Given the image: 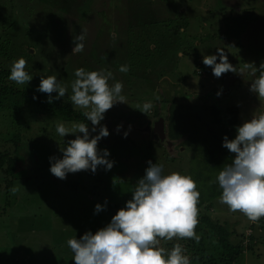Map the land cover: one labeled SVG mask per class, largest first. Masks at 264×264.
I'll return each instance as SVG.
<instances>
[{
    "label": "rangeland",
    "instance_id": "obj_1",
    "mask_svg": "<svg viewBox=\"0 0 264 264\" xmlns=\"http://www.w3.org/2000/svg\"><path fill=\"white\" fill-rule=\"evenodd\" d=\"M142 2L0 0V10L11 25L6 44L15 55L5 65L10 67L14 59L23 57L27 61L25 70L32 76L28 84L18 87L48 99V94L36 89L41 75H54L68 86L65 97L56 101L83 112L70 101L75 70L83 67L86 71H110L113 79L109 85L122 82L121 95L125 97V103L114 104L100 122L109 135L98 141V150H108L107 159L114 162L110 170L98 166L95 173H68L63 180L49 171V158H62L60 149L75 139L74 134L60 137L57 123L68 128L86 123L91 129V121L84 116L64 123L60 116L48 117L46 110L39 109L40 119L52 128L49 134L31 141L22 137L15 145L12 141L16 137L2 143L0 136V150L7 148L11 155L17 151L10 190L4 189L5 176L0 169V264H74L67 240L107 225L112 217L109 205L125 206L148 161L163 165L165 175L175 171L196 181L200 214L213 216L221 224L227 222L226 227H233L234 236L245 243L253 235L252 248L244 250L233 264H264V218L254 223L219 203L221 194L209 198L216 190L222 192L218 183L210 181H215L235 156L222 147L223 137L234 139L236 132L231 125L230 129L222 126L223 120L216 125L220 107H238V126L251 114L264 110V100L249 91L250 82L259 73L244 69L245 63L258 68L264 62V0H168L166 10L156 0ZM83 5L88 9H82ZM84 30V50L72 53L73 39ZM135 39L142 41L136 50L130 45ZM144 46L149 49H142ZM217 48L225 51L238 73L228 72L217 78L211 67L203 64L205 55H217L219 63ZM150 49L161 55L152 56ZM152 57L160 59L164 76L153 71H159L157 67L150 70L157 63L150 65ZM121 65L129 66V71L120 72ZM157 93L171 100L168 108L158 103ZM9 101L2 113L12 115L17 123L12 126L0 117V130L14 131L24 126L26 112L35 107L21 106L19 96ZM145 102H151L155 115L151 110L140 112ZM213 104L218 105L217 111ZM159 116H163L164 135H150L146 122ZM117 125L121 126L119 131ZM96 128L98 132L99 126ZM124 132H128L127 137ZM215 135H223L220 142ZM27 137L35 138L36 134L28 133ZM98 203L104 208L94 214ZM171 242L161 241V245L171 248ZM186 242L179 243L186 249Z\"/></svg>",
    "mask_w": 264,
    "mask_h": 264
},
{
    "label": "clouds",
    "instance_id": "obj_2",
    "mask_svg": "<svg viewBox=\"0 0 264 264\" xmlns=\"http://www.w3.org/2000/svg\"><path fill=\"white\" fill-rule=\"evenodd\" d=\"M85 36L86 30L73 39L72 53L84 50ZM217 53L219 63L217 55H205L202 60L204 65L211 67L215 77L228 72L238 73L223 49L217 48ZM26 66L27 61L23 57L14 59L8 79L17 85L28 84L32 76L25 70ZM244 69H251L254 75L259 73L250 82L249 91L259 100H264V62L258 68L254 63H245ZM119 71L127 73L129 66L121 65ZM74 75L70 101L84 110V117L91 121L93 127L89 129L86 123H76L68 128L57 123L56 132L60 137L75 135V139L68 140L60 149L62 158H49L50 173L61 180L68 173L86 170L95 173L98 166H104L105 170L113 167L114 162L107 159L108 150H98V141L109 135L107 127L100 122L114 104L125 103V97L121 95L123 83L117 81L109 85V80L113 79L110 71H86L81 67L75 70ZM36 91L48 94L47 103L51 104L53 100L65 97L68 86L61 84L54 75H41ZM52 93L57 95L53 97ZM151 108V102H145L140 112L145 114ZM96 126H99L98 132ZM120 127L117 125V131ZM235 132L234 139L225 135L222 142V147L235 156L210 184L218 183L222 190L219 203L227 205L230 212H240L255 223L264 218V110L251 114V118L237 126ZM127 135L128 132H124V136ZM147 163L144 176L134 185L131 199L117 210L107 225L95 233L86 231L79 239L67 240L74 264H191L185 254L186 249L180 243L166 248L161 241L199 240L195 232L200 198L196 181L190 175L175 171L165 175L163 165L152 161ZM103 208V205L96 204L94 214Z\"/></svg>",
    "mask_w": 264,
    "mask_h": 264
},
{
    "label": "trees",
    "instance_id": "obj_3",
    "mask_svg": "<svg viewBox=\"0 0 264 264\" xmlns=\"http://www.w3.org/2000/svg\"><path fill=\"white\" fill-rule=\"evenodd\" d=\"M136 1L135 4H139L142 2V0H134ZM151 2V0H149ZM159 2L162 5L163 9H167L165 5H167V1L164 0H156V2ZM87 2V1H86ZM143 3V2H142ZM152 3H155L154 0ZM232 5V4H230ZM234 5H232L233 8ZM236 6V5H235ZM88 9L87 5H83L82 9ZM231 8V7H230ZM182 14V13H181ZM8 17L6 14H4L0 10V117L2 119L9 121L10 125L15 126L16 118H14L12 115H6L2 113V111H5L9 105H10V99L16 98L19 96L20 100L22 101L21 106H27V107H35L34 111L26 112L27 119L24 121V126H21L18 128V130L11 131L10 129H6L1 127L0 130V136L3 138V142L5 143L7 141H4L7 138H13L16 137L14 141H12L15 145L16 142L21 141V138L23 137L24 141H31L34 139H40L43 135L49 134L48 130L52 129L47 124L43 123V120L39 117V109L46 110V115L48 117L56 118L57 116H60V118L65 119L62 122L65 123L69 120H78V118H83V112L78 111L76 112L73 110L69 103L64 102L62 100H54L51 104L47 103L46 98L42 97V94H34L30 92L29 90H26L25 88H20L18 85L8 79V76L10 74V67L8 61L13 59L15 55L10 50L9 46L6 44V42H9V39L5 38L7 31L11 28V25L7 22ZM144 22V21H143ZM142 22V23H143ZM156 22V21H155ZM147 24V23H146ZM179 23L175 24L178 25ZM185 22V26H186ZM249 23L247 22V25ZM165 27H167L166 24H164ZM153 26V25H152ZM180 30V28H179ZM159 33V32H158ZM140 37V35H139ZM177 39H180L177 33ZM138 39L134 40L133 43L130 45L133 46V49L136 50V45L142 44L141 42H137ZM142 49H149V47H141ZM140 48V49H141ZM151 55L154 54L158 55V57L161 55V53L156 52L155 50L151 51L149 50ZM152 60V61H151ZM160 59L154 58L150 59L151 61L150 65L154 64V62H157L154 66H150V70L154 68H159L155 71L156 74L164 76L165 74L162 73L163 69H160ZM148 61V62H149ZM201 63V60H197ZM147 62V63H148ZM141 66V65H140ZM201 66V64H200ZM147 65L144 67L146 68ZM152 68V69H151ZM187 77V76H186ZM157 92V91H156ZM158 94V93H157ZM159 95V94H158ZM168 95V94H167ZM33 96L36 97V99H33ZM158 103L161 104V106H166L167 103H170L171 100L167 98L168 96H160L159 95ZM156 104V103H155ZM213 110L217 111V106L215 107L214 104L211 105ZM214 106V107H213ZM157 108V107H156ZM168 108V107H167ZM66 110L68 111V116H66ZM151 114H152V108ZM169 110H171V107H169ZM18 110H16L17 112ZM222 114V115H220ZM152 115H155L152 114ZM217 116V114H216ZM218 120H216V125H218L217 122H221L223 120V125L227 129H230L228 126L231 125L232 129L235 130V128L238 126V107H231L230 109H227L226 107L221 108L218 115ZM60 120V119H59ZM68 120V121H67ZM80 121V120H79ZM222 128V129H226ZM212 130H214L212 128ZM28 133L36 134L35 138L27 137ZM179 135V134H176ZM174 135V136H176ZM53 136V135H52ZM217 136L218 140L223 135H215ZM214 137V136H213ZM220 142V140H219ZM13 145V146H14ZM39 151V149L37 150ZM17 152V151H16ZM15 152V153H16ZM11 155L10 152L7 150V148L0 150V169L2 170V174L4 179L2 180L5 184L4 189L10 190L12 185V180L14 179V170L15 165L17 161L16 154ZM218 193V194H217ZM217 190L211 193L209 198L215 197L219 195ZM208 205H205V209H207ZM118 208L116 209L114 205H109V214L113 216L117 212ZM198 224L195 228L196 235L199 237V240L195 239H181L187 240L186 242V249L188 252V256L190 258L191 264H233L239 256L243 253L246 249L252 248V243L255 241V238L252 234L249 235V242L245 243V241L239 237L234 236L235 235V229L233 227L231 229L227 228L225 223H220L217 219H214L213 216H208L205 213L199 212L198 215ZM180 241H172L170 243V247L173 246L175 243H179ZM174 242V243H173Z\"/></svg>",
    "mask_w": 264,
    "mask_h": 264
},
{
    "label": "water",
    "instance_id": "obj_4",
    "mask_svg": "<svg viewBox=\"0 0 264 264\" xmlns=\"http://www.w3.org/2000/svg\"><path fill=\"white\" fill-rule=\"evenodd\" d=\"M163 116H159L158 120L154 121L153 124L148 125L146 130H150L158 135H164V123Z\"/></svg>",
    "mask_w": 264,
    "mask_h": 264
},
{
    "label": "flooded vegetation",
    "instance_id": "obj_5",
    "mask_svg": "<svg viewBox=\"0 0 264 264\" xmlns=\"http://www.w3.org/2000/svg\"><path fill=\"white\" fill-rule=\"evenodd\" d=\"M152 117H153V116H152ZM156 120H157V118L149 119V121L146 122V125H147V126L145 125L146 128L148 127V125L153 124V122L156 121ZM133 122H134V121H133ZM149 134H150V135H153V134H154V135H157L156 133L152 132L151 129L149 130Z\"/></svg>",
    "mask_w": 264,
    "mask_h": 264
},
{
    "label": "crops",
    "instance_id": "obj_6",
    "mask_svg": "<svg viewBox=\"0 0 264 264\" xmlns=\"http://www.w3.org/2000/svg\"><path fill=\"white\" fill-rule=\"evenodd\" d=\"M217 196H219V195H217ZM217 196H216V197H217ZM115 208L117 209L118 207H115ZM118 209H120V208H118Z\"/></svg>",
    "mask_w": 264,
    "mask_h": 264
}]
</instances>
